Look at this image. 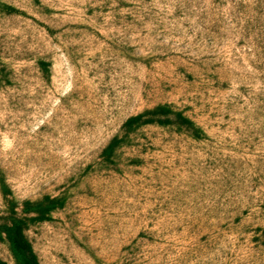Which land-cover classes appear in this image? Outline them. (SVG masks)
<instances>
[{"label": "rangeland", "instance_id": "rangeland-1", "mask_svg": "<svg viewBox=\"0 0 264 264\" xmlns=\"http://www.w3.org/2000/svg\"><path fill=\"white\" fill-rule=\"evenodd\" d=\"M15 227L36 264H264V0H0Z\"/></svg>", "mask_w": 264, "mask_h": 264}, {"label": "trees", "instance_id": "trees-1", "mask_svg": "<svg viewBox=\"0 0 264 264\" xmlns=\"http://www.w3.org/2000/svg\"><path fill=\"white\" fill-rule=\"evenodd\" d=\"M1 237L5 239L9 253L11 254L15 264H36L30 247L22 236V232L19 228L15 227L0 230V240Z\"/></svg>", "mask_w": 264, "mask_h": 264}]
</instances>
